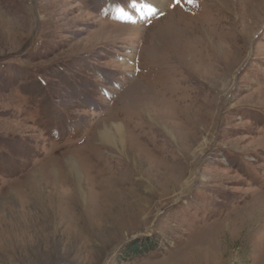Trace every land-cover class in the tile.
<instances>
[{"label":"rangeland","instance_id":"rangeland-1","mask_svg":"<svg viewBox=\"0 0 264 264\" xmlns=\"http://www.w3.org/2000/svg\"><path fill=\"white\" fill-rule=\"evenodd\" d=\"M0 264H264V0H0Z\"/></svg>","mask_w":264,"mask_h":264},{"label":"bare ground","instance_id":"bare-ground-1","mask_svg":"<svg viewBox=\"0 0 264 264\" xmlns=\"http://www.w3.org/2000/svg\"><path fill=\"white\" fill-rule=\"evenodd\" d=\"M152 1V0H151ZM153 5H155L154 3H153ZM129 26V25H128ZM141 82V81H140ZM145 84V83H144ZM171 109V108H170ZM170 112V111H169ZM171 114V113H170ZM165 117V116H164ZM177 122V121H176ZM180 124V123H179ZM139 125V124H138ZM193 125V124H192ZM140 126V125H139ZM113 130H112V129ZM111 128H109V127H106L103 131H100L99 132V134H100V139H101V141L104 143V145L106 144V145H108V146H110V147H115V148H117V149H119L120 151H121V153L123 152L122 151V144H123V136H122V133H121V131H122V126H121V124H119V123H112L111 124ZM185 128H186V126H185ZM182 131V130H181ZM177 133V132H176ZM176 139H178V138H176ZM137 140V139H136ZM193 144H195V143H193ZM182 146V145H181ZM186 146V145H185ZM200 146V145H199ZM184 150H186V149H184ZM183 153H185V152H183ZM187 153V152H186ZM96 154V153H95ZM162 154V153H161ZM182 155V154H181ZM95 156V155H94ZM182 158V157H181ZM180 158V159H181ZM183 158H184V156H183ZM96 159V158H95ZM159 160V159H158ZM187 160V159H186ZM188 161V160H187ZM177 163H179V162H177ZM181 163V162H180ZM183 163V162H182ZM159 164H162V163H159ZM164 164V163H163ZM161 165V166H165V165ZM182 165V164H181ZM186 165V164H185ZM184 165V166H185ZM160 167V166H159ZM181 168V167H180ZM183 168V167H182ZM153 170V169H152ZM110 171V170H109ZM156 171H157V169H156ZM178 171V170H177ZM102 173V172H101ZM158 174V173H157ZM155 175H156V173H155ZM181 175H182V173H181ZM159 176V175H158ZM161 176V175H160ZM161 178V177H160ZM182 182V181H181ZM180 183V182H179ZM188 184V181H186L185 182V185L183 184V187L184 186H186ZM52 193V192H51ZM45 194V193H44ZM48 201V200H47ZM241 217V216H240ZM251 231V230H250ZM253 231V230H252ZM255 234V233H254ZM253 235V234H252ZM250 239V238H249Z\"/></svg>","mask_w":264,"mask_h":264},{"label":"trees","instance_id":"trees-1","mask_svg":"<svg viewBox=\"0 0 264 264\" xmlns=\"http://www.w3.org/2000/svg\"><path fill=\"white\" fill-rule=\"evenodd\" d=\"M136 245H139V244H137V243H135ZM135 245V246H136ZM132 246H134V245H132ZM130 251V253H131V255H134V254H136L135 252H137L136 250H135V248L134 247H128V248H126V249H124V252H125V254L126 255H128V252ZM143 252V250L141 251V253ZM138 253V252H137Z\"/></svg>","mask_w":264,"mask_h":264},{"label":"snow or ice","instance_id":"snow-or-ice-1","mask_svg":"<svg viewBox=\"0 0 264 264\" xmlns=\"http://www.w3.org/2000/svg\"><path fill=\"white\" fill-rule=\"evenodd\" d=\"M183 2H184V0H174V3L177 4V5H179V4L183 3ZM187 2L191 3L192 0H187Z\"/></svg>","mask_w":264,"mask_h":264}]
</instances>
